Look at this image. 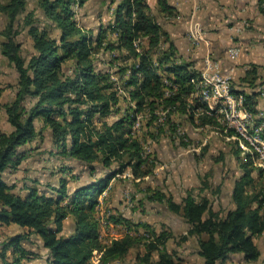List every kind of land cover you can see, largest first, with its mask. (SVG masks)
I'll list each match as a JSON object with an SVG mask.
<instances>
[{"label": "trees", "instance_id": "1", "mask_svg": "<svg viewBox=\"0 0 264 264\" xmlns=\"http://www.w3.org/2000/svg\"><path fill=\"white\" fill-rule=\"evenodd\" d=\"M86 2L36 0L35 11H28V0H0V55L17 74L14 98L0 106L11 128L0 133V227L23 229L0 242V264H33L36 259L44 260L41 264H114L133 250L137 251L136 264H189L167 250L168 242L175 240L171 231H156L119 215L104 221L124 227L125 232L104 242L99 197L125 170L135 179L152 173L143 169L149 155L132 131L138 117L158 135L169 132L172 136L181 121L196 129L224 131L229 138L234 131H225L220 115L202 102L198 95L201 72L177 55L147 0H105L112 19L95 38L75 19L74 7ZM36 11L57 36L40 26ZM157 11L171 13L168 0H158ZM21 32L31 42L27 58L17 40ZM99 54H108L109 66L117 67L115 72L97 68V61L104 62ZM256 81V70H250L243 79L248 90H239L231 82L230 91L244 96L245 108L258 124L264 117L257 109L261 84ZM120 100L127 103L126 108L118 107ZM111 116L116 118L108 122ZM40 135L47 136L56 155L76 161L90 178L99 170L103 177L70 189L67 178L61 176L59 186L51 188L54 196L35 187H28L23 195L16 193L3 173L19 169ZM184 138L180 137L181 146L187 147ZM233 143L240 175L230 194L234 207L226 214L214 211L210 199L197 198L193 190L178 203L160 190L146 194L149 201L163 205L189 226L179 240L194 238L203 264H225L235 256L252 263L261 255L254 240L264 235V183L257 189L254 172L264 179V171L253 153L242 150L240 139ZM68 221L71 230L64 235ZM31 237L40 239L44 257L24 247Z\"/></svg>", "mask_w": 264, "mask_h": 264}, {"label": "rangeland", "instance_id": "2", "mask_svg": "<svg viewBox=\"0 0 264 264\" xmlns=\"http://www.w3.org/2000/svg\"><path fill=\"white\" fill-rule=\"evenodd\" d=\"M35 3L36 0H28L27 10L35 11ZM73 10L75 11V19L78 25L84 29L91 30L94 38L107 30L112 19V12L108 9V4L105 3V0H87L82 7L75 6ZM35 16L38 18L41 27H45L52 36H57L58 32L47 23L39 11L35 12ZM1 22L0 18V26H2ZM17 40L21 43L22 55L27 58L31 53L30 40L25 36L24 32L20 33ZM99 55H101L104 62L98 63L97 61V68L107 69L110 73L115 72L117 67L109 66L108 54ZM7 75L9 85H12L10 84L13 81L12 73L9 71ZM113 79L116 81V88L119 94L123 95L124 92H122L117 75H113ZM3 91L2 89L0 90V92ZM118 107L124 109L127 107V103L120 100ZM1 117L3 118V109L0 107ZM115 118L111 116L107 121L112 122ZM180 125L178 131L174 132L172 136L169 135V132L158 135L153 129L145 127L144 119L137 118L132 131L135 137L141 141L146 155H149V159L143 169H151L152 173L145 175L143 178L135 179L129 170H125L121 175L110 181L107 190L99 197L100 208L98 209V216L102 220L101 238L104 242H108L113 237H118L125 232L124 227L115 226L111 222L107 224L104 221L111 215H119L129 219L134 224L145 223L156 231L162 229L171 231L175 236V240L168 242L167 250L175 258L186 263L203 264V259L197 254L196 240L190 238L183 243L179 240L187 232L189 226L179 216L166 210L163 205L149 201L146 194L148 191L151 193L153 190H168L170 185L178 186L182 182L183 176L188 173V169H192V175L196 173L199 182L197 187L192 188L195 190H193V194L196 197L205 196L209 198L213 210L219 211L221 215H224L232 208L230 191L233 182L240 175L238 164L232 154L235 150L233 143L235 139L233 136L229 138L224 134V131L223 133L213 128H193L187 121H181ZM38 128L40 126L37 123ZM6 130L0 119V132ZM150 132L154 133V135L152 134L153 137L149 135ZM182 135L186 137L184 141L189 146H181L180 137ZM31 149H33L30 153L31 156L21 164L20 172L16 171L6 175L4 178L9 182V185L14 183V185L18 186V190L16 191L15 189L16 193L25 194V191L20 188L21 184L19 181L22 176L29 177L30 181L27 184L29 187H35L41 193L54 196L55 194H53L54 192L51 188L59 186L58 179L61 176H65L70 189H74L104 175V172L99 170L95 177L90 178L85 168L76 161L56 155L57 149L52 146L46 135H40L37 138V142L31 145ZM49 154H53V157ZM254 167L258 171V168ZM63 168L68 170L61 172ZM23 171L27 173L24 174ZM72 177H76V180L72 179ZM254 177L257 180V189H259L264 183V179L259 178L258 172H254ZM204 183H208L209 187H205ZM162 192L172 195L174 201L178 203L185 191L183 188L181 191L174 188V193L169 191ZM70 228L71 222L68 221L64 227V235L70 233ZM137 231L141 234L144 232L141 228H138ZM12 232H15V230L0 227V237L6 235L5 233ZM254 241L261 253L256 262L249 263L243 260L241 256H235L230 257L225 264H264V235ZM33 249H35L34 246ZM136 253L137 251L133 250L124 261L114 264H136ZM96 259H99V255L95 256L92 262L96 263Z\"/></svg>", "mask_w": 264, "mask_h": 264}, {"label": "crops", "instance_id": "3", "mask_svg": "<svg viewBox=\"0 0 264 264\" xmlns=\"http://www.w3.org/2000/svg\"><path fill=\"white\" fill-rule=\"evenodd\" d=\"M147 1L152 12L154 14L156 12L158 15V23L167 33L169 42L175 47L177 55L191 62L199 72L204 71L205 60L210 59L220 66L221 72L228 76L230 81L238 86L239 90L247 91L243 79L248 71L255 69L256 83L261 84L257 89L260 91L256 101L257 109L260 112L259 115L264 117V95H261V92L264 93V0H168V4L172 8L171 13H158V0ZM195 33L202 36L199 43H195L192 39V34ZM232 50L237 51V56L233 59H231L230 54ZM9 71L13 77V81L10 83L12 85H9L8 81L7 72ZM16 84V72L8 66L7 61L0 55V90H4L0 92V106L14 98ZM0 119L3 127L7 129L6 132L10 131L11 128L6 122L4 111L3 118ZM188 170L178 186L170 185L168 190L161 191L174 193V188L179 191L183 188L185 191L183 193L186 194L187 191L194 190L192 188L199 185L198 178L196 173L192 175V169ZM17 172H20L19 169ZM23 172L24 174L27 173ZM12 173L15 172L7 170L3 176L5 178L6 175ZM29 181V177L22 176L19 181L20 188L26 191L25 189L29 187L27 185ZM6 182L9 184L8 181ZM204 184L205 187H209L208 183ZM17 187L15 185L16 191L18 190ZM184 194L182 198L185 197ZM231 206L234 207L233 203ZM1 228H11L15 232L5 233L6 235L0 237V242L6 236L23 232V229L16 225L1 226ZM23 245L44 257L45 251L40 239L31 237ZM43 262L42 259H36L31 263L41 264Z\"/></svg>", "mask_w": 264, "mask_h": 264}, {"label": "bare ground", "instance_id": "4", "mask_svg": "<svg viewBox=\"0 0 264 264\" xmlns=\"http://www.w3.org/2000/svg\"><path fill=\"white\" fill-rule=\"evenodd\" d=\"M202 81L198 84V95L200 96L203 103H205L209 109L214 110L220 115L219 122L224 127L225 131L233 130L234 139L238 138L241 140V148L244 151H249L255 156V163L259 169L264 171V155L261 153L260 148H264V131H257L259 128H264V121L256 124L255 122H244L243 112H236L235 123L237 125H228L230 107H234V99L245 104V98L242 94H232L230 86L223 88V94H219V87L217 81L208 77V74L203 71L201 73ZM210 92V96H204V93ZM226 106H222L218 101H225ZM256 140V143H254ZM97 260V259H96ZM97 263V262H96Z\"/></svg>", "mask_w": 264, "mask_h": 264}, {"label": "built area", "instance_id": "5", "mask_svg": "<svg viewBox=\"0 0 264 264\" xmlns=\"http://www.w3.org/2000/svg\"><path fill=\"white\" fill-rule=\"evenodd\" d=\"M192 39L195 43H199L202 40V36L200 34H192ZM231 59L235 58L237 56V51H230ZM204 71L208 74V77L212 78L213 80L217 81V85L219 87V94H223V88L225 86H231L230 78L226 75H224L221 70L220 66L211 61L210 59L205 60V69ZM261 95H264L263 92H261ZM204 96H210V92L207 91V93H204ZM221 103L222 106H226V97L225 101H218ZM236 112H243L244 122H254L253 116L246 110L245 105H242L238 101L234 99V107H230V115H229V123L228 125H237L235 123V115ZM264 131V128H259L257 131L252 132H259ZM254 143H256V140H254ZM261 153L264 155V148H260Z\"/></svg>", "mask_w": 264, "mask_h": 264}]
</instances>
